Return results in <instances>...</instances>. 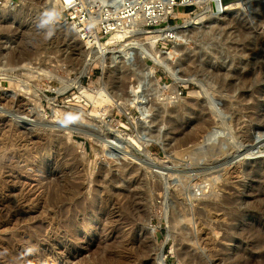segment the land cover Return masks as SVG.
Segmentation results:
<instances>
[{"label": "rangeland", "instance_id": "1", "mask_svg": "<svg viewBox=\"0 0 264 264\" xmlns=\"http://www.w3.org/2000/svg\"><path fill=\"white\" fill-rule=\"evenodd\" d=\"M245 1L209 0L206 9L192 4V0L190 4L186 0H171L173 10H168V13L172 14H168L159 23L154 22L153 26L141 29L165 30L188 21L179 19L174 15L177 13L194 19L205 12L204 17L207 20L214 19L215 27L225 24L229 19L238 22L237 19L241 17L240 20H244L246 27L249 26L247 28L252 30L248 51L245 53L239 43V31L236 27L231 28L232 33L228 38L224 34H215L210 40H202L201 34L214 26L208 28L205 23L190 25L194 32H202L198 41L182 39L183 42H179L175 38L165 37V40L159 42V47L164 52L172 53V62L181 70L189 67V57L211 55L213 51L220 50L221 59L212 60L206 64L208 67L223 66L233 71L235 64L241 67L245 62L250 63L247 70L253 69L249 71L261 76L255 77L259 80L258 84L252 86V83L249 86L251 88L246 89L248 92L235 89L231 93H219L210 76L191 77L188 80L180 75L175 80L163 69L157 68L154 98H151L152 93H148L146 88L147 92L143 94L149 96L151 93V100L145 97L147 101L142 99L133 103V95L130 96L128 88L134 80L133 73L126 72L123 67H118L114 73V68L104 70L97 65L88 66L85 72L82 71V66L85 65L83 60L89 57L84 58L85 54L81 52L78 41L74 42L75 37L73 38L70 30L58 27L59 23L69 17V12L62 13L61 7H57L61 15L54 21L53 5L47 0H0V261H3L2 255L11 252L12 257L17 255L6 264H100L102 257L106 261L103 260V264H157L159 256L164 257L166 264H245V261L247 264H255L256 259H260L258 264H264V234L259 235L264 221L259 220L260 210L251 209L250 204L262 189L261 182L264 180V50L257 47L260 38L264 41V0ZM234 2L243 3L242 7L235 5V10H222V5L225 8ZM14 10L19 12L16 15L14 12L9 13ZM261 23L263 31L257 28V24L259 26ZM112 35L98 39L103 43ZM77 36L79 37L78 33ZM7 53L15 61L30 62L29 71H10L3 67L1 60ZM141 62L153 66L148 60ZM130 63L134 62L131 60ZM257 81L254 79L253 82ZM187 82L190 83L188 89L185 86ZM238 84L239 82L237 87ZM66 86L68 87L63 93L58 92ZM210 99L216 100L217 108L221 111L224 107L238 111V128H235L238 134L228 129L222 131L212 128L216 133L211 144L218 145L217 140L226 136L229 145L235 148L224 156L199 158L190 154L194 148L193 140L188 141L191 144L181 146L178 138H175L183 131H179V127L193 128L201 116L210 117L214 122L220 121L214 116L213 110L206 106ZM199 103L206 110L199 108ZM185 104L188 107L196 104L198 107L191 108L190 114L181 110L174 114ZM195 109H198V113ZM201 111H205V114ZM176 114L178 115L174 121ZM85 120L91 123L87 124ZM191 128L185 134L190 135ZM144 129L149 132L160 130L164 135V144L143 145L145 154L131 144L127 145V142L115 144L110 139L113 132L118 131L124 138L130 137L141 142L140 138L148 139V133H142ZM89 130L97 135L89 139L77 134L79 131ZM188 135L182 137H189ZM182 137L180 138L183 139ZM51 139L56 140V144ZM108 140L113 141L108 146L120 154L113 153L114 156L106 157L107 150L103 145L108 144ZM173 147L179 150H173ZM187 149L189 154L186 155L184 153H187ZM230 167L236 168L231 174L234 175L233 178L226 173ZM208 184L220 187H208ZM210 187L213 190L210 191ZM76 188L81 191L78 195L74 193ZM105 190L108 193L110 190L116 197L120 190L125 194L137 193L136 208L125 205L127 201L122 195L119 200L124 207L120 215L114 216L110 209L94 215V208L104 203L103 197L107 194ZM212 193L219 197L211 195ZM223 195L229 197L225 198ZM213 199L222 201L220 205H225H222L221 210L219 206V213H202L203 203ZM199 216L203 218L199 219ZM174 217L180 220L177 221ZM204 219L206 231L202 228ZM73 228L79 231L78 234L72 238H63ZM256 229L258 233H254L257 232ZM28 236L30 237L27 238ZM133 238L137 239L136 244L125 249L122 244ZM256 238L263 244L256 242ZM248 243H257V246L254 244L255 246L246 250ZM10 244L11 247L8 246ZM16 244L19 246L17 251ZM49 244L53 246L46 248ZM116 245L120 247L117 248ZM56 248L60 250H55ZM106 248L113 255L110 262L106 260L105 255L109 254ZM61 250L72 254L73 259L65 263L50 258L52 254H60ZM130 254L131 258L128 259L127 255ZM122 256L120 262L119 258Z\"/></svg>", "mask_w": 264, "mask_h": 264}, {"label": "bare ground", "instance_id": "2", "mask_svg": "<svg viewBox=\"0 0 264 264\" xmlns=\"http://www.w3.org/2000/svg\"><path fill=\"white\" fill-rule=\"evenodd\" d=\"M48 1V3L49 4H51V5H53L51 8L53 9V12H52V14H53V18H55L54 19V21H56V20H58L59 18H60V15H61V11H59V10H57V7H62V6H60L61 4H60V2H61V0H47ZM66 2H70L71 0H65ZM100 1H102V2H107L108 4H110V5H113V6H115V7H120V5L121 4H123V3H125L127 0H100ZM208 1L209 0H192V4H196V5H198V7H203V8H206V9H208L207 7H206V5H208ZM216 1H219V0H216ZM247 1V0H246ZM245 1V2H246ZM252 1V0H251ZM170 2H171V0H168L167 2H166V0H159V1H157V0H153V6H152V9H154V10H152L151 11V14H147V12L146 11H144L143 12V15L141 16V18H140V22L138 23V33L136 34V35H138L137 37L135 36V38H131V39H127V36H126V34L127 33H123V32H117V33H115V34H113L107 41H105V42H103L102 43V41L101 40H99V39H96V41H94V42H90V41H87V42H83L78 36H77V33L72 29V28H70V26L69 25H66V26H62V27H64L65 29H67L68 31L70 30L71 32H72V35H73V38L75 37V41L74 42H76V41H78V43H79V45L81 46V48H82V50H81V52L83 53V54H85V57L84 58H86V57H89L88 59H85V60H83L84 62H85V65H83L82 67H83V69H82V71L83 72H85L86 71V69H87V67L88 66H93V65H97V66H100V67H102L104 70H108V69H112V68H114L113 70H112V72L114 71V73L117 71V68L118 67H123L124 69H125V71L126 72H130V73H133V75H134V80H133V82L132 83H130V85H129V94H130V96L131 95H133V96H131L133 99L131 100L133 103L134 102H137V101H140V100H142V99H144L145 97H148V98H150V95H151V93H152V96H151V98H154V94H153V91L155 90V88H154V84H156V79H155V74H156V70H157V68H161V69H163L166 73H168L169 75H171L172 77H173V79H177L178 78V76H183V77H187L188 78V80H189V78H191V77H202V76H210V78H211V82H212V84H214L215 86H217V88H218V91H220L219 93H221L222 91H226V92H233L235 89H240L241 91H242V89H244V90H248L249 88H251V87H249L250 85H252V83H253V85L252 86H254V84H258L259 83V80H258V78H257V80H256V78L255 77H258V76H260V75H258V76H256V72L255 73H252V72H250L249 70H253V69H249V70H247V68H248V66H250V63L248 64H246V62L244 63V65L243 66H241L240 67V65L239 64H235V65H233L234 67V70L235 69H237L238 68V70L236 71H234L233 69V71H230V70H228L227 68L225 69L223 66H218V67H208L206 64H209L212 60H220L221 59V55L222 54H220V50L219 51H216L215 49V51H213L212 53H211V55H206V54H201V55H195V56H193V57H189L188 58V65H189V67L187 66L186 68H184L183 70H181V69H179L178 68V66H176V65H174V62H172V53L170 52V53H167V52H164L160 47H159V42L160 41H162V40H165V37L166 38H175L177 41H181L182 39H185L186 41H187V39L188 40H192V41H198L199 39H200V37H201V35L203 36L202 37V40L203 39H207L208 38V40H210L211 39V37L212 36H214L215 34H224L225 35V37L226 38H228V36H230V34L232 33L231 31V28H233V29H235L234 27H236L237 28V30L239 31V36L237 35V37H239V43L241 44V46H243V52L245 53V52H247L248 50H247V48H248V43L250 42V35H251V32H252V30L251 29H248L247 27H249V26H247L246 27V25H245V23L243 22L244 20H240V18L241 17H239V19H237V21L238 22H235V21H231L232 19H229L227 22H225V24H222V25H218V27H215V21H214V19L212 20L211 18H210V20H207L206 19V17H204V13H202L201 15H199V16H197V18H194V19H191V17H189V16H184L183 14H181V13H177V14H174L175 16H177L179 19H187L188 21L187 22H184L182 25H177V26H174L173 28H167V29H165V30H154V31H146V30H144V29H141L140 28V26H144L145 24H146V22H148L147 21V16L149 15V16H151V15H153V19L151 20V22H156V23H159L160 21H163L164 19H165V17H166V15L167 14H172L171 12L170 13H167L166 12V10L167 9H165V8H167V7H165V6H170L171 4H170ZM186 2H187V4H190V0H186ZM242 2V1H241ZM250 2V1H249ZM248 2V3H249ZM247 3V2H246ZM219 4V3H218ZM222 4V3H221ZM243 4V3H242ZM242 4L241 3H238L237 2V4L234 2L232 5H229V6H227V7H225L224 8V5H222V10L224 11V10H232V9H236V8H233V6H235V5H237V6H239L240 8L242 7ZM161 6V7H160ZM62 9V8H61ZM160 9H162V10H160ZM170 9L171 10H173V7H171L170 6ZM143 10H146V9H143ZM160 11L162 12V13H164L165 15V17L164 18H162V16H161V14L162 13H160ZM11 12H14V15H16V13L17 12H19V11H9V13H11ZM173 12V11H172ZM264 13V12H263ZM13 14V13H12ZM18 15V14H17ZM263 16H264V14H263ZM262 16V17H263ZM237 18V17H236ZM235 20V19H234ZM262 20V19H261ZM53 22V21H52ZM261 22V21H260ZM202 23H205V25H208V28H209V26H213V27H215V28H213L212 26V29L211 28H209L210 30L209 31H207L206 33H200L199 34V32H194L193 30H191V27H190V25H194V26H196V25H200V24H202ZM247 24V23H246ZM59 25H60V27H61V24L59 23ZM262 25H263V23H261L259 26H258V24H257V28L260 30V31H263V29H262ZM229 28V29H228ZM251 28V27H250ZM256 27H255V29H257ZM230 30V31H228V30ZM63 30V29H62ZM66 31V30H65ZM69 31V32H70ZM231 32V33H230ZM71 35V34H70ZM260 37V36H259ZM78 39V40H77ZM174 40V39H173ZM73 42V43H74ZM181 42H183V41H181ZM94 44V45H93ZM79 46V47H80ZM257 47H259L260 48V50L262 51V50H264L263 48H264V41H263V38H260V41H259V45L257 46ZM176 48V47H175ZM93 50H95V51H93ZM172 50H174V48H172ZM176 50V49H175ZM178 50H180V49H178ZM174 52V51H173ZM243 52H241V55L240 56H242L243 55ZM175 53H176V51H175ZM241 58V57H240ZM239 58V59H240ZM82 59V58H81ZM133 61L134 63H130V61ZM146 60H148L153 66H147L146 64H142V62L140 63V61H146ZM175 62H176V60H175ZM235 62V61H234ZM231 63H233V62H231ZM230 63V64H231ZM238 63V62H237ZM1 64L3 65V67H6V68H8L10 71H15V70H28L29 71V67H30V62H24V61H15L14 60V58L12 57V55H10L9 53H7L5 56H3L2 57V60H1ZM83 64V63H82ZM232 67V64H231V66H230V68ZM103 70V71H104ZM244 70V72H241V71H243ZM24 74H25V72H24ZM258 74V73H257ZM261 77V76H260ZM260 77H259V79H260ZM180 78V77H179ZM121 79V78H120ZM170 79V78H169ZM172 79V80H173ZM254 79H255V81H257V83L255 82H253L254 81ZM125 80V79H124ZM183 81V80H182ZM260 81H261V79H260ZM237 82H239V87H237L236 86V84H237ZM121 83L123 84L124 83V81H121ZM181 83V82H180ZM207 84H208V82H206ZM179 84V83H178ZM186 85V87H187V89L190 87V83L189 82H187V83H185ZM204 84V83H203ZM77 85V84H76ZM182 85V84H181ZM206 85V84H205ZM213 85V86H214ZM72 86V85H71ZM184 85H183V87H185ZM67 87L68 86H66V87H64V89H61L60 91H58V92H60V93H63L66 89H67ZM73 87V86H72ZM185 87V88H186ZM147 88V89H146ZM253 88V87H252ZM148 91V93L149 92H151L150 94H149V96L148 95H145V94H143L144 92H147L146 90ZM174 89V88H173ZM145 90V91H144ZM157 90V89H156ZM243 90V91H244ZM246 90V91H247ZM176 91V90H175ZM216 91V90H215ZM248 92V91H247ZM244 93V92H243ZM128 94V95H129ZM147 94V93H146ZM159 94V93H158ZM223 94V93H222ZM127 95V94H126ZM228 95V94H227ZM230 95V94H229ZM240 95V94H239ZM129 96V97H130ZM156 96H158V95H156ZM155 96V97H156ZM231 96V95H230ZM243 97H245L244 95H243ZM126 98V97H125ZM151 98H150V100H151ZM208 98V97H207ZM210 98V97H209ZM242 98V97H241ZM214 99V98H213ZM213 99H210L207 103H206V106H207V108H210V110L212 111V112H214V116H216V117H218L219 119H220V121L219 122H214V119H210V117L209 118H205V117H203V116H201V117H199L198 119H197V121H196V123L194 124V126H193V128H191V127H189V128H185V129H182V128H184V127H179L180 129H179V131H182V132H179L181 135H178L175 139H177L178 138V143L181 145V146H184L186 143H188V141H190V139L191 140H193L194 141V148L191 150V148H189L191 151H190V154L191 153H193L192 155H194L195 157L196 156H198L199 158L200 157H202V158H204V157H218V156H224L225 154H227L228 152H230L232 149H234L232 146H230L229 145V143H228V141H227V139H225L226 138V136H225V138H219L217 141V144L218 145H216V144H211V140L212 139H214L213 137L215 136V133L216 132H214L213 131V129L212 128H214V127H216L218 130L220 129V130H229V131H233V132H235V128H236V126H237V124H236V122H237V118H238V116H236L237 114V112L236 111H233L232 109H230V108H223L222 110L223 111H221V110H219L217 107H218V104H216L217 102H216V100H213ZM127 100H128V98H127ZM145 100L146 99H144V102H145ZM128 101H130V100H128ZM147 101V100H146ZM205 102V101H204ZM97 103V102H96ZM126 103H128L129 104V102H126ZM132 103V104H133ZM197 104V103H196ZM194 105V104H191L192 106H190V107H188L186 104L183 106V105H181L182 107H179L175 112H174V114L175 113H178V111L179 110H181V111H183V112H187L188 111V113L187 114H190L189 112H190V110H191V108H195V106L196 107H198L197 105ZM202 104H204L205 105V103H203L202 102ZM130 106V105H129ZM136 106V105H135ZM133 107V106H132ZM199 108H202V110H206V107L205 106H201V104L199 103ZM141 110V109H140ZM195 110H197V113H198V109H195ZM200 110V109H199ZM215 110H218V111H215ZM142 111V110H141ZM145 111V110H144ZM144 111H143V113H144ZM210 111V112H211ZM194 112V111H193ZM202 112V111H201ZM216 112V113H215ZM58 113V112H57ZM185 113H184V115H185ZM203 113V112H202ZM140 114H141V112H140ZM195 114V113H194ZM203 114H205V111H204V113ZM202 114V115H203ZM240 114V113H239ZM173 115V114H172ZM177 115L178 114H176V117L174 118V121H175V119L177 118ZM200 115H201V113H200ZM191 116H194V115H192L191 114ZM196 116V115H195ZM214 116H212V117H214ZM241 116V115H240ZM174 117V116H173ZM67 118V117H66ZM65 118V119H66ZM181 118V117H180ZM179 118V119H180ZM192 118V117H191ZM69 119V118H68ZM183 119H184V117H183ZM186 119V118H185ZM194 119V118H193ZM196 119V118H195ZM217 119V118H216ZM240 119V118H239ZM84 119H82V121H83ZM190 120V119H189ZM177 121V120H176ZM85 123H87V124H89V123H91L90 121H86L85 120ZM239 124V123H238ZM191 126V125H190ZM192 129V131L189 133L190 135H188V134H185V133H187V131L189 132V129ZM238 128V127H237ZM236 128V129H237ZM262 128H264L263 126H262ZM227 130V131H228ZM143 132V134L144 133H148V136L146 135V137H148V139H142V138H140L139 140L141 141V142H139L138 140H135V139H133V138H130V137H127V138H124L123 137V135L121 134V132H118V131H115V132H113V134L111 135V140H113L114 141V143L115 144H123V142H127L126 144L128 145V144H131V146H134L139 152H143V153H145V149H144V146L143 145H149V144H151V143H154V144H158V145H163L164 144V135L160 132V130H158V131H154V132H149L147 129H144V130H142ZM233 132H232V134H233ZM237 132V131H236ZM235 132V133H236ZM70 133V132H69ZM76 133V132H75ZM229 133V132H228ZM231 133V132H230ZM234 133V134H235ZM73 134V133H72ZM77 134H79V135H83V136H85L86 138H92V136H94V135H97V133L96 134H94V132L93 131H91V130H89V132H77ZM140 134V133H139ZM237 134H238V132H237ZM236 134V135H237ZM183 135H188L189 137H186L185 136V138H183L184 136ZM229 135V134H228ZM69 136H70V134H69ZM72 136V135H71ZM183 136V137H182ZM231 136V135H230ZM237 136H239V135H237ZM236 136V137H237ZM98 137V136H97ZM108 137V136H107ZM145 137V136H144ZM180 137H182L183 139H181ZM228 137V136H227ZM240 137V136H239ZM139 138V137H138ZM138 138H136V139H138ZM180 138V139H179ZM249 138V137H248ZM229 139H232L231 137L229 138ZM233 139H236V138H234L233 137ZM237 139H238V137H237ZM240 139V138H239ZM238 139V140H239ZM250 139V138H249ZM52 140V139H51ZM107 140V139H106ZM247 140V139H246ZM245 140V141H246ZM112 141V142H113ZM231 141V140H230ZM248 141V140H247ZM246 141V142H247ZM251 141V140H250ZM52 142H53V144H56V140H52ZM112 142H110L109 140L107 141V143L108 144H104L103 145V147L105 148V150H107L106 152H105V154H106V157H112V156H114L113 155V153H117V154H120V152H117L116 151V149H112V148H110L108 145H111L112 144ZM245 142V143H246ZM249 142V141H248ZM105 143V142H104ZM190 144H191V142H189ZM188 143V144H189ZM213 143H214V141H213ZM245 143H243V144H245ZM179 144H178V146H179ZM53 146V145H52ZM175 146H177V144L175 145ZM187 146V145H186ZM124 147H126V146H124ZM127 148H128V146H127ZM177 148V147H176ZM182 148V147H181ZM180 148V149H181ZM178 149V148H177ZM173 150H176V149H174V147H173ZM173 150H171V151H173ZM179 150V149H178ZM178 150H176V151H178ZM182 150V149H181ZM175 151V152H176ZM183 151V150H182ZM185 151V150H184ZM237 152V151H236ZM146 154V153H145ZM144 154V155H145ZM182 154V153H181ZM184 154H189L188 153V149H187V153H184ZM191 155V156H192ZM147 157V156H146ZM232 166V165H231ZM259 167V166H258ZM261 169V168H260ZM44 170H47V168H45ZM225 170V169H224ZM42 171V170H41ZM103 171V170H102ZM236 171V168L235 167H233V168H228L227 169V171H226V173H227V176L228 175H231V174H233L234 172ZM253 171H254V169H253ZM259 171V170H258ZM261 171V170H260ZM223 172H225V171H223ZM256 173V172H255ZM259 173V172H258ZM262 173H263V171H262ZM261 173V174H262ZM254 174V173H253ZM260 174V175H261ZM224 175V174H223ZM237 175H239L238 173H237ZM237 175L235 176V178L237 177ZM263 175H264V173H263ZM133 176V175H132ZM222 176V175H221ZM225 176V175H224ZM232 176V175H231ZM217 177V176H216ZM229 177V176H228ZM234 177V175L232 176V178ZM259 177V176H258ZM122 178H124V176L122 177ZM224 178V177H223ZM226 178V177H225ZM224 178V179H225ZM234 178V179H235ZM256 178V177H255ZM121 179V178H120ZM262 180H263V178H261ZM124 180V179H123ZM208 180V179H207ZM206 180V181H207ZM212 180H213V178H212ZM212 180H210V182L212 181ZM232 180V179H231ZM256 180V179H255ZM261 180V181H262ZM114 181V180H113ZM215 181V180H214ZM217 181V180H216ZM215 181V182H216ZM233 181V180H232ZM257 181H259V180H257ZM210 182H209V184H210ZM214 182V183H215ZM233 182H235V180L233 181ZM232 182V183H233ZM211 183H213V181L211 182ZM231 183V182H230ZM208 184V187L209 186H211V185H209ZM216 184V183H215ZM215 184H213L214 186H215ZM235 184H236V182H235ZM260 184V183H259ZM106 185V184H105ZM212 185V186H213ZM233 185V184H232ZM81 186V185H80ZM80 186L78 187V188H80ZM219 186V185H218ZM218 186H215V187H218ZM228 186H230V185H228ZM259 186V185H258ZM257 186V187H258ZM261 186H262V189L260 190V191H258L259 192V194H257L255 197H254V201H253V203H250V204H252L251 206H252V208L251 209H257V210H260V212L259 213H261V219H259V220H262V221H264V199H262V198H264V180L261 182ZM82 187V186H81ZM105 187V186H104ZM146 187V186H145ZM220 187V186H219ZM223 187H224V185H223ZM223 187H221V188H223ZM226 187H227V184H226ZM231 187V186H230ZM235 187V186H234ZM78 188H76V191L74 192V193H76V195H78V192L80 193L81 191H80V189H78ZM214 188V187H213ZM220 188V189H221ZM141 189V188H140ZM216 188H214V190H215ZM217 189H219V188H217ZM226 189V188H225ZM225 189H223V191L225 190ZM232 189L234 190V188H233V186H232ZM257 188H255V190H256ZM123 190H125V189H123ZM121 191L120 190V192H119V194H118V192H117V197L114 195V194H111V192H110V190H109V193L107 192V194H105L104 192H103V195H104V197H103V201H104V203H102V205H100V206H98V208H94V210H95V213H94V211H93V213H94V215H97V213H99L100 211H102V210H105V209H110V211L114 214V216L115 215H120V211H121V209H123L122 207H124V206H122L121 205V201L119 200V198H120V196H122L123 195V199L124 200H126L127 202L125 203V205L126 204H128V206L129 207H133V206H135V204H136V201H137V197L136 196H138V194L136 193V194H133V195H131L130 193L128 194V193H124V191ZM136 190H138L137 188H136ZM210 191L211 190H213V189H211V187H210V189H209ZM233 190H229L231 193L233 192ZM138 191H140V190H138ZM220 191V190H219ZM223 191H221V192H223ZM227 191H228V188H227ZM227 191H225V192H227ZM141 192V191H140ZM216 191H214V193H215ZM254 192V191H253ZM255 192H257V191H255ZM134 193V192H133ZM141 193H143V192H141ZM208 193V192H207ZM210 193V192H209ZM208 193V194H209ZM223 194V193H222ZM227 194V193H226ZM230 194V193H229ZM102 195V196H103ZM113 195H114V197H113ZM144 195V194H143ZM207 194H205V196H206ZM210 195V194H209ZM211 195H213V196H215L213 193L211 194ZM232 195V194H231ZM252 195H254V194H252ZM101 196V197H102ZM212 196V197H213ZM216 196H218V195H216ZM225 198L228 196H225V195H223ZM222 196V197H223ZM209 197H211V196H209ZM219 197V196H218ZM218 197H216V198H218ZM222 197H221V199H222ZM223 197V201H224V198ZM229 197V196H228ZM216 198H215V200H216ZM101 199V198H100ZM122 199V200H123ZM136 199V200H135ZM214 199H213V201L211 200V201H207L206 203H203V207H201L202 209H201V212L203 213L204 211H205V213L204 214H206V212H210V211H215V212H217L218 211V209H219V206H220V210H221V207H223L222 205L224 204V203H222V205H220V202H222V201H215ZM225 201H227V199L225 200ZM229 201V200H228ZM259 201V202H258ZM256 202H258V203H260V206L258 205V203L256 204ZM59 203H61V201H59ZM138 203H139V200H138ZM84 204V203H83ZM83 204H82V208H83ZM101 204V203H100ZM229 204V203H228ZM198 205H200V204H198ZM197 205V206H198ZM202 205V204H201ZM225 205V204H224ZM249 206V205H248ZM259 206V207H258ZM134 208H136V206L134 207ZM250 208V207H249ZM249 208H247V209H249ZM259 208V209H258ZM84 209V208H83ZM129 209V208H128ZM198 209H199V207H198ZM250 209V210H251ZM219 210V211H220ZM86 211V210H85ZM200 211V210H199ZM83 212V211H82ZM92 212V211H91ZM258 212V211H257ZM85 213V212H84ZM90 213V212H89ZM210 213H212V212H210ZM217 213H219V212H217ZM91 214V213H90ZM89 214V215H90ZM255 214V213H254ZM82 215V214H81ZM94 215H92L93 217H94ZM112 215V214H111ZM110 215V216H111ZM197 215V214H196ZM198 215H201V214H198ZM256 215H257V213H256ZM82 216H84V215H82ZM208 216H210V215H208ZM207 216V217H208ZM216 216H217V214H216ZM222 216V215H221ZM199 217H201V216H199ZM224 217V216H223ZM70 218V217H69ZM77 218V217H76ZM75 218V219H76ZM86 218V217H85ZM88 218V217H87ZM90 218V217H89ZM95 218V217H94ZM119 218V217H118ZM175 218V217H174ZM203 217H201V218H199V219H202ZM210 218H212V217H210ZM221 218V217H220ZM71 219V218H70ZM175 219H177V217L175 218ZM209 219V218H208ZM221 219H223V218H221ZM180 220V219H179ZM178 219H177V221H179ZM211 220V219H210ZM72 220H70V222H71ZM205 221H206V219H204V221L202 222L203 224L205 223ZM209 220H207V222H208ZM218 221V220H217ZM221 221V220H220ZM219 221V222H220ZM67 222H69V221H66V223ZM73 222V221H72ZM210 222V221H209ZM218 222V223H219ZM258 222V221H257ZM75 223V222H74ZM200 223H201V221H200ZM222 223V222H221ZM260 223V222H259ZM72 224V223H71ZM203 224H201V226L203 225ZM207 224V223H206ZM208 224H210V223H208ZM223 224V223H222ZM264 224V223H263ZM64 225V224H63ZM66 225V224H65ZM76 225V224H75ZM252 225V224H251ZM146 226V225H145ZM148 226V225H147ZM204 227H202L203 229L205 228V227H207V226H205V224L203 225ZM219 226H220V224H219ZM252 226H254V225H252ZM259 226V225H258ZM263 226V225H262ZM60 227V226H59ZM69 227V225L68 226H66V228H68ZM217 227V226H216ZM249 227V226H248ZM257 227V226H256ZM65 228V227H64ZM213 228H215V227H213ZM247 228V227H246ZM249 229V228H248ZM257 229H258V227H257ZM257 229H256V231H257ZM202 230V229H201ZM205 230V229H204ZM203 230V231H204ZM214 230H217V229H214ZM213 230V231H214ZM250 230L251 231H255V229H251L250 228ZM60 231H61V229H60ZM206 231V230H205ZM260 232H259V235H262V234H264V227H263V230L262 229H260L259 230ZM52 232H54V231H52ZM62 232H64V231H62ZM77 232H79V231H77L75 228H73V229H71L70 231H68L66 234H65V236H63V238H72L75 234H78ZM202 232V231H201ZM245 232V231H244ZM247 232V231H246ZM245 232V233H246ZM60 233V232H59ZM58 233V234H59ZM254 233H258V231L257 232H254ZM33 234V233H32ZM57 234V233H56ZM62 234V233H61ZM244 234V233H243ZM29 235V234H28ZM31 235V234H30ZM36 235V234H35ZM53 235H54V233H53ZM118 235V234H117ZM224 235V234H223ZM27 236V235H26ZM32 236V235H31ZM40 236V235H39ZM57 236H59V235H57ZM76 236V235H75ZM116 236V235H115ZM186 236H189V234H187ZM185 236V237H186ZM200 235H198L197 237H199ZM243 236V235H242ZM246 236H248V235H245V237ZM30 236H28L27 238H29ZM36 237H38V236H36ZM170 237V236H169ZM183 237H184V235H183ZM190 237H191V235H190ZM201 237V236H200ZM199 237V238H200ZM244 237V236H243ZM242 237V238H243ZM249 237H250V235H249ZM249 237H247V238H249ZM255 237H257V236H255ZM255 237H254V239H255ZM262 237V236H261ZM39 238V237H38ZM38 238H36L37 240H38ZM57 238V237H56ZM115 238V237H114ZM113 238V239H114ZM117 238V237H116ZM192 238V237H191ZM199 238H197V239H199ZM253 238V237H252ZM183 239H186L187 240V238H183ZM189 239V238H188ZM201 239V238H200ZM245 239V238H244ZM254 239H253V241H254ZM257 240H258V238H256ZM263 239L264 238H262V241H263ZM9 240H11V239H9ZM57 240V239H56ZM111 240V239H110ZM182 240V239H181ZM180 240V241H181ZM192 240H194V239H192ZM191 240V242H193ZM196 240V239H195ZM194 240V241H195ZM203 240H204V238H203ZM202 240V241H203ZM208 240V239H207ZM247 240V239H246ZM22 241V240H21ZM27 241H29V240H27ZM71 241V240H70ZM116 241V240H115ZM183 241V240H182ZM202 241H200V242H202ZM204 241H206V239L204 240ZM203 241V242H204ZM250 241V240H249ZM23 242V241H22ZM65 242V241H64ZM69 242V241H68ZM111 242V241H110ZM112 242H114V241H112ZM117 242V241H116ZM136 242H137V239L136 238H133V239H130V240H128L127 242H124L122 245H124L125 246V249H127V248H131L130 246H134L135 244H136ZM195 242H197V241H195ZM199 242V243H200ZM206 242H208V241H206ZM256 242H261L260 241V239L258 240V241H256ZM8 243H9V241H8ZM12 244H13V241L11 242ZM16 243V242H15ZM24 243V242H23ZM49 243V242H48ZM198 243V244H199ZM262 243V242H261ZM2 244V243H1ZM20 244H21V242H20ZM24 244H27V243H24ZM44 244H45V242H44ZM66 244V243H65ZM68 244V243H67ZM70 244V243H69ZM117 244V243H116ZM119 244V243H118ZM194 244V243H193ZM196 244V243H195ZM255 243H248V245H247V247H245V249L246 250H248L250 247L252 248V246L254 245ZM257 244V243H256ZM255 244V245H256ZM259 244V243H258ZM263 244V243H262ZM17 246H18V244H16ZM111 245V244H110ZM109 245V246H110ZM254 245V246H255ZM4 246V245H3ZM9 247H11V244L10 245H8ZM8 246H6V247H8ZM21 246V245H20ZM50 246H53V245H47V247L46 248H49ZM81 246V245H80ZM108 246V247H109ZM112 246V245H111ZM117 246V248H119L120 247V245H119V247H118V245H116ZM257 246V245H256ZM258 246H260V245H258ZM13 247H14V245H13ZM67 248H68V246H66ZM71 247V246H70ZM16 248V247H15ZM21 248V247H20ZM23 248V247H22ZM27 248V247H26ZM31 248V247H30ZM60 248V247H59ZM260 248V250H261V247H259ZM262 248H263V246H262ZM2 249V248H1ZM3 249H5V248H3ZM7 249V248H6ZM14 249V248H13ZM19 249V246H18V248L15 250V251H17ZM33 249V248H32ZM63 250H65V248H62ZM70 249V248H69ZM85 249V248H84ZM87 249V248H86ZM107 249H109V248H106V250ZM257 250H258V248H256ZM264 249V248H263ZM262 249V250H263ZM10 250V249H9ZM35 250V249H34ZM55 250H60V249H55ZM82 250H83V248H82ZM110 250H111V248H110ZM254 250V249H253ZM11 251V250H10ZM10 251H7V252H10ZM27 251V250H26ZM37 251V250H36ZM39 251V250H38ZM66 251H69L68 249L66 250ZM66 251H60V254L58 255H55V254H52L51 255V259H54V260H56V259H59V261L61 262H65V263H67V262H69L70 260H72L73 259V255L72 254H70V253H68V252H66ZM90 251V250H89ZM88 251V252H89ZM108 252H109V254H107V255H105L106 256V260L108 261V262H110L111 260V258H112V254H111V252L109 251V250H107ZM111 251H113V250H111ZM115 251V250H114ZM242 251V250H241ZM2 252V251H1ZM35 252V251H34ZM86 252V251H85ZM118 252V251H117ZM248 252H250V251H248ZM247 252V253H248ZM257 252H260L259 250L257 251ZM262 252V251H261ZM3 253V252H2ZM12 253H13V251H12ZM18 253H21V252H18ZM27 254H28V252H26ZM54 253V252H53ZM55 253H57L56 251H55ZM103 253V252H102ZM162 253V252H161ZM187 253V252H186ZM251 253V252H250ZM250 253H249V255H250ZM4 254V253H3ZM6 254V253H5ZM33 254V253H32ZM86 254H88V253H86ZM85 254V255H86ZM105 254V253H104ZM114 254V253H113ZM259 254V253H258ZM261 254V253H260ZM17 255V254H16ZM16 255H14L15 257H16ZM21 255V254H20ZM34 255V254H33ZM242 255V254H241ZM244 255V254H243ZM4 258H2L3 259V261H0V264H1V262H2V264H6V263H9V261H12L15 257H12L11 256V252H10V254H7V255H2ZM24 256V255H23ZM25 256H27V255H25ZM57 256V257H56ZM101 256V255H100ZM104 256V255H103ZM104 256V257H105ZM184 256H186L185 254H184ZM18 257V256H17ZM20 257V259H21V256H19ZM239 257V256H238ZM250 257H251V255H250ZM257 257V256H256ZM259 257H261V256H259ZM263 257V256H262ZM1 258V257H0ZM13 258V259H12ZM25 258V257H24ZM76 258V257H75ZM127 258L129 259V258H131V254L128 256L127 255ZM242 258V257H241ZM253 258V257H252ZM84 259H85V256H84ZM83 259V260H84ZM121 259H123V256H122V258H119V260H120V262H122V260ZM243 259H244V256H243ZM245 259H247V257L245 258ZM248 259H250V258H248ZM259 259V258H258ZM25 259H23L22 261H24ZM91 260V259H90ZM94 260V259H93ZM104 259H103V257H102V260H101V262L103 261ZM110 260V261H109ZM157 264H166V262H165V259H164V257H162V256H159L157 259ZM155 260V261H156ZM196 260V259H195ZM264 260V259H263ZM19 261V260H18ZM88 261V260H87ZM244 261V260H243ZM247 261H249V260H247ZM255 261V260H254ZM258 261H260V259L259 260H257L256 259V262H254L255 264H258ZM262 261V260H261ZM25 262V261H24ZM34 262V261H33ZM36 262V261H35ZM73 262V261H72ZM100 262V264H103V262L101 263ZM104 262H106L105 260H104ZM250 262H251V260H250ZM14 263V262H13ZM96 263V262H95ZM252 263V262H251ZM264 263V262H263ZM12 264V263H11ZM18 264H19V262H18ZM24 264V263H23ZM34 264V263H33ZM245 264H247L246 263V261H245ZM249 264V263H248Z\"/></svg>", "mask_w": 264, "mask_h": 264}, {"label": "built area", "instance_id": "3", "mask_svg": "<svg viewBox=\"0 0 264 264\" xmlns=\"http://www.w3.org/2000/svg\"><path fill=\"white\" fill-rule=\"evenodd\" d=\"M60 4L62 13L69 12V17L60 24L72 27L84 42H94L100 37L104 38L117 32L127 33V39L134 38L138 33L137 27L143 12L151 14L154 10L153 0H127L120 7L100 0H71L69 3L61 0ZM165 7L168 13V10H171L170 6ZM164 15L161 14L162 18ZM147 18L148 22L143 27L153 26L154 22H151L153 15H148Z\"/></svg>", "mask_w": 264, "mask_h": 264}, {"label": "water", "instance_id": "4", "mask_svg": "<svg viewBox=\"0 0 264 264\" xmlns=\"http://www.w3.org/2000/svg\"><path fill=\"white\" fill-rule=\"evenodd\" d=\"M12 5H14L13 2H12ZM62 26H64V25H61V27H62ZM58 27H60V25H58Z\"/></svg>", "mask_w": 264, "mask_h": 264}]
</instances>
